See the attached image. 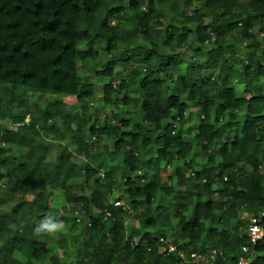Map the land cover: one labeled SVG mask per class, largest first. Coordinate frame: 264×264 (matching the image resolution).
Returning <instances> with one entry per match:
<instances>
[{
  "label": "trees",
  "instance_id": "trees-1",
  "mask_svg": "<svg viewBox=\"0 0 264 264\" xmlns=\"http://www.w3.org/2000/svg\"><path fill=\"white\" fill-rule=\"evenodd\" d=\"M89 76L100 82L103 107H135L146 127L116 114L98 125L86 112ZM36 94L72 97L78 109L67 112L58 99L33 104ZM188 109L196 120L185 139ZM1 123L0 264H178L160 236L234 260L246 215L264 212V0H0ZM101 138L111 149L95 152ZM50 143L62 145L52 163ZM151 146L146 179L135 173ZM171 163L166 184L159 167ZM81 185L85 196L73 193ZM117 186L121 198H111ZM53 196L63 215L85 216L74 258L64 237L54 253L34 233L46 221L74 227L53 219ZM122 199L127 209L113 206ZM164 199L172 224L161 218ZM131 216L141 234L126 235ZM251 264H264V250Z\"/></svg>",
  "mask_w": 264,
  "mask_h": 264
},
{
  "label": "rangeland",
  "instance_id": "rangeland-1",
  "mask_svg": "<svg viewBox=\"0 0 264 264\" xmlns=\"http://www.w3.org/2000/svg\"><path fill=\"white\" fill-rule=\"evenodd\" d=\"M179 6L180 8L182 7V3L179 2ZM199 8L198 5H194L192 7V9L197 10ZM204 22H206V19H204ZM262 36L258 35V39H261ZM181 53H183L182 57L184 58V60L190 61L191 55L187 50H181ZM197 62L201 61V58H196L195 59ZM77 67H79V65H77ZM89 75V74H88ZM206 75V74H205ZM114 79H116V76L113 77ZM88 79V78H87ZM88 82H90L91 84H93V88H94V95H93V99L90 100V103L87 105V114H89L91 117H94V114L96 115V119H97V124H101L104 118L110 119L113 114H116L118 116V120H124L125 122H128L130 125H137L140 127L145 128L146 126L142 123V120L140 119L139 113L137 112V109L135 107L132 106H128L122 109V107L120 105H116V106H110V107H103L101 105V102L98 98V95H100V82L98 80H94L91 76H89ZM54 99H58L61 100L64 104V109L67 112L73 113V111L77 110V105L75 104L74 98H70L67 96H57V95H42V94H36V95H32L29 97V101L33 104H37L39 106H43L45 101H49V100H54ZM97 111V113H96ZM186 116H188L186 119V121L183 124V128H182V132L185 134V139L187 138H191L192 137V131L194 130V126H195V116L192 110L188 109V113H186ZM170 119H167V122H169ZM119 123V122H118ZM3 125L5 127L8 126V123H1L0 124V128L3 127ZM127 130L128 126L126 128H123L122 130ZM62 144H66V142H62ZM107 145V147L109 149H111V145L112 142H109L108 140H106L105 138H101L100 142H97L96 145H94V151L95 152H102L103 146ZM0 146H2V143H0ZM59 147H62V145L56 144V143H50L49 144V150H48V154H47V162L52 163L54 162L56 155H57V150ZM153 150H154V146H151L150 148H148V151H141L139 152V158L140 161H143L140 164V167L138 168L137 172L135 174H137L138 176L145 174V177L147 179L148 176H151L152 174V169H150L149 166L145 165L144 161L146 159H148L152 154H153ZM16 150L13 151V149L11 150V154H14ZM17 152V151H16ZM76 158V157H75ZM81 157H77L76 158V162L81 161ZM215 161H217V159H215ZM114 162L117 163L118 165H120L121 162V157L117 156V158L114 159ZM203 160H196V168L197 170L201 167ZM159 171H161V176H162V180L163 182H166V184H169L168 181L166 180V176H173V167H172V163L170 164L169 168H165L162 167V164L159 167ZM188 173L185 174V176H187ZM125 178V174L122 171H119L118 175H117V180H119V182H121L123 179ZM0 183L2 185H4L3 181L0 180ZM172 183V182H171ZM179 190H184L182 186L178 187ZM115 193L113 194V196H111V198H116L119 197L121 198V188L119 186H117L115 188ZM3 187H0V192L3 191ZM55 195L60 196L61 193L59 190L54 191ZM89 192V190L85 187H83L81 185L79 191H75L73 193H75V195H81V196H85L87 193ZM118 192H120V194H118ZM20 194L17 193L15 196H19ZM215 198V196H213ZM55 200V196L50 197L48 199V207L51 208V213L53 214V219L56 221V218L62 217V220L65 221H69V224L72 220H74V227L71 228V230L68 229L69 225H63V224H56L57 227L54 228H50L47 229L43 234L46 236H43V238H41L42 240H45V244L46 247H48L51 251H53L54 253H58L59 251H61L57 245L55 244V240L58 237H64V252H66L69 255H73L76 256V248L79 246V243L81 241V232H82V227L85 224V216L80 212H73L72 215H63L64 213H61V211H57L55 208L57 207L58 203L54 201ZM124 199H122L120 201V204L122 203V207L123 208H127V205L123 202ZM163 202H166L165 207L167 211L162 212L161 214V218H166L169 219V222L172 224L174 221L171 218V208H170V203L168 201H166V199L163 200ZM162 202V204H163ZM161 203L158 202V200L154 201L152 204V208H155L156 206H159ZM11 207V204L7 203L4 207L1 208L2 211H8ZM135 215V214H134ZM243 216V215H242ZM247 218V215H246ZM246 218L243 220L245 221ZM30 222L32 219H29ZM44 223V222H42ZM55 224V223H54ZM125 233L126 235H130L132 233H138L141 234L140 230V224L137 222V220L135 219L134 216H131L129 218H125ZM143 231V230H142ZM146 231H150V230H146ZM152 235L154 236L155 231H151ZM162 233L166 234V235H170L169 233V229H165L162 231ZM13 256H18V254L14 253ZM19 257V256H18ZM20 258V257H19ZM21 260V258H20Z\"/></svg>",
  "mask_w": 264,
  "mask_h": 264
},
{
  "label": "built area",
  "instance_id": "built-area-1",
  "mask_svg": "<svg viewBox=\"0 0 264 264\" xmlns=\"http://www.w3.org/2000/svg\"><path fill=\"white\" fill-rule=\"evenodd\" d=\"M24 122H27V117H25ZM97 175L102 178V171L99 170ZM222 180L225 181V178ZM0 187H3L1 183ZM113 206L127 209L123 208L120 202H114ZM129 212L131 213L130 210ZM243 235L244 244L239 246V255L234 260L217 249L201 252L197 248H195V251L180 248V242L175 244L168 236H160L156 241L164 249L165 256L174 254L177 257L178 264H251L254 256L258 255L259 251L264 250V212L247 216Z\"/></svg>",
  "mask_w": 264,
  "mask_h": 264
},
{
  "label": "clouds",
  "instance_id": "clouds-1",
  "mask_svg": "<svg viewBox=\"0 0 264 264\" xmlns=\"http://www.w3.org/2000/svg\"><path fill=\"white\" fill-rule=\"evenodd\" d=\"M48 225H49L48 221L39 224V225L34 229V233H35L36 235L43 234V233L48 229Z\"/></svg>",
  "mask_w": 264,
  "mask_h": 264
}]
</instances>
